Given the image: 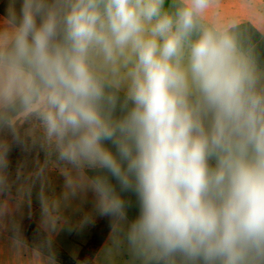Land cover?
I'll return each instance as SVG.
<instances>
[{
	"label": "clouds",
	"instance_id": "9594fccd",
	"mask_svg": "<svg viewBox=\"0 0 264 264\" xmlns=\"http://www.w3.org/2000/svg\"><path fill=\"white\" fill-rule=\"evenodd\" d=\"M164 5L8 0L0 131L21 144L38 122L58 161L96 172L86 187L127 225L134 264H264V25L221 19L219 0ZM123 192L139 203L130 222Z\"/></svg>",
	"mask_w": 264,
	"mask_h": 264
},
{
	"label": "crops",
	"instance_id": "0c3cea01",
	"mask_svg": "<svg viewBox=\"0 0 264 264\" xmlns=\"http://www.w3.org/2000/svg\"><path fill=\"white\" fill-rule=\"evenodd\" d=\"M7 6L8 0H0V16L5 14ZM214 11L223 20L237 18L242 24L264 25V0H219V8ZM257 44L264 61V41L260 39ZM20 133L31 140L35 157L17 172L13 196H0V264H60L10 236L12 229L27 216L30 207L33 208L31 218L41 224L54 225L55 243L76 261L74 264H81L77 259L82 247L90 241L97 223L104 217L97 211L94 194L86 187L89 177L86 173L85 177H78L70 166L57 160L55 151L45 144L38 122L25 123ZM0 137L4 142L12 136L1 131ZM66 171L74 181L83 185L77 187L75 195L67 186ZM126 228L125 223L116 222L94 264H134L124 241Z\"/></svg>",
	"mask_w": 264,
	"mask_h": 264
},
{
	"label": "trees",
	"instance_id": "16d2710c",
	"mask_svg": "<svg viewBox=\"0 0 264 264\" xmlns=\"http://www.w3.org/2000/svg\"><path fill=\"white\" fill-rule=\"evenodd\" d=\"M173 0H165V10H171V5ZM250 23H243L242 26H251ZM253 39L258 43L260 37L257 34L253 35ZM1 132V131H0ZM22 137V136H21ZM23 143H14L12 137L8 140L2 142L0 137V144H7L9 146V151L7 155L8 167L6 171L9 188L8 191L0 192L2 198L13 196L14 181L17 172L22 168V166L29 160L35 157V147L31 140L22 137ZM86 174L89 178H92L97 173L94 171H87ZM104 174V173H100ZM111 182L117 187L119 191V185L117 182L110 178ZM122 197L127 202L126 215L129 221H132L139 212V203L135 193L133 192H123ZM2 206L0 205V211ZM33 208L30 207L27 216L10 232V236L16 241L25 244L39 253L49 257L50 259L60 263V264H74L76 261L70 258L53 239V229L54 225L51 223L41 224L34 221L31 218V213ZM115 220L111 216H104L101 221L96 225L93 235L90 241L82 247L80 255L78 257V262L81 264H94V259L99 252L101 246L105 242L109 233L112 231L116 224Z\"/></svg>",
	"mask_w": 264,
	"mask_h": 264
},
{
	"label": "rangeland",
	"instance_id": "374dc122",
	"mask_svg": "<svg viewBox=\"0 0 264 264\" xmlns=\"http://www.w3.org/2000/svg\"><path fill=\"white\" fill-rule=\"evenodd\" d=\"M47 149H48V148H47ZM127 253H128V256H129V258H130V260H131V263H134L133 260L131 259V256H130L128 250H127Z\"/></svg>",
	"mask_w": 264,
	"mask_h": 264
}]
</instances>
